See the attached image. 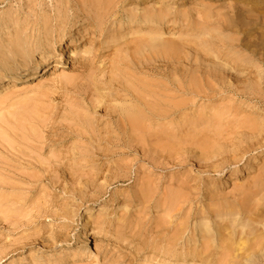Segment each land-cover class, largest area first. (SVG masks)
Wrapping results in <instances>:
<instances>
[{"label": "rangeland", "instance_id": "rangeland-1", "mask_svg": "<svg viewBox=\"0 0 264 264\" xmlns=\"http://www.w3.org/2000/svg\"><path fill=\"white\" fill-rule=\"evenodd\" d=\"M258 1L0 0V44L93 20L0 64V264H264ZM120 18L154 25L112 36Z\"/></svg>", "mask_w": 264, "mask_h": 264}, {"label": "bare ground", "instance_id": "bare-ground-1", "mask_svg": "<svg viewBox=\"0 0 264 264\" xmlns=\"http://www.w3.org/2000/svg\"><path fill=\"white\" fill-rule=\"evenodd\" d=\"M258 4H264V0H259ZM117 25L119 24L120 26L117 27L112 25H109L110 29H112V36H118L121 34H124L125 28L127 27H150L151 29L154 25L153 23V18H145V19H138L135 18L132 21L131 20H125L124 18H120L117 20ZM93 24V20L91 19L89 23L84 22L80 24L76 28L74 25H64L59 27V30L57 33H47L43 35H39L38 37H35L31 40H20V41H14V42H8L4 44H0V64L3 65L1 69L5 71H10L14 69V67L22 66L25 65L26 63L24 61L17 60L18 57H26L27 55H38L39 57L43 58V52L47 51L49 54H53L54 52H57L60 49V46L63 45L65 39L69 36V34H73L72 37L74 39H81L82 36L87 34L89 31H91L90 25ZM176 26V24H175ZM136 28V30H138ZM161 26H158V34H161ZM11 31V28H8L9 32ZM175 31V29H173ZM94 34V33H93ZM82 35L81 37H79ZM78 40L73 41V45H76ZM9 54V59H12L11 62L6 63L4 60L2 61L1 58H4V56ZM2 61V62H1ZM132 122H136L137 117L130 118ZM255 159H258L257 156ZM237 162L234 163L232 172L227 174L224 177H221L220 180H217L215 183L219 184L218 186H224L227 183L230 182L231 179H234V177L240 173L248 170V166L252 164V161H249L248 159H245V165L244 167L236 165ZM238 218V216H236ZM86 226V225H85ZM97 245L104 246L106 245L105 239L102 240H96ZM119 244L115 247L117 251L122 250L123 247L125 246L124 243L118 242ZM163 253L162 251H159V253H151L149 256H145L144 259L147 260H158L159 255ZM82 254L80 250L76 247L74 248H69L67 250L61 251L57 253L56 255H51L49 257H46L44 261H42L39 264H55V263H61L64 261H72L79 257V255ZM168 257L173 258L174 255H171L168 253ZM190 259V256L188 254H180L178 260L184 262L185 260ZM155 264L157 261H155ZM166 264H171V263H166ZM193 264H211V260L208 257H204L200 260L193 259Z\"/></svg>", "mask_w": 264, "mask_h": 264}]
</instances>
